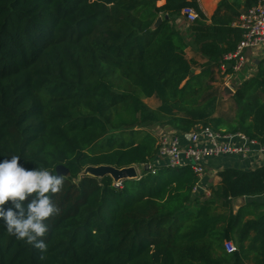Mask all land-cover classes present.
<instances>
[{
	"label": "trees",
	"instance_id": "16d2710c",
	"mask_svg": "<svg viewBox=\"0 0 264 264\" xmlns=\"http://www.w3.org/2000/svg\"><path fill=\"white\" fill-rule=\"evenodd\" d=\"M258 2L219 0L208 23L197 0H0V161L67 170L50 194L59 212L45 221L47 250L0 221V264H264V204L233 207L264 195V165L219 171L200 200L189 166L153 164L152 131L209 129L264 146V59L232 85L226 112L219 87L233 74L240 18ZM187 7L197 18L183 33ZM100 166L141 173L116 187L84 173Z\"/></svg>",
	"mask_w": 264,
	"mask_h": 264
},
{
	"label": "built area",
	"instance_id": "2783aa9c",
	"mask_svg": "<svg viewBox=\"0 0 264 264\" xmlns=\"http://www.w3.org/2000/svg\"><path fill=\"white\" fill-rule=\"evenodd\" d=\"M196 18L197 15L192 8H183L180 12V19L185 24L193 22ZM239 25L243 30L242 41L234 53L226 57L227 60H233V63L229 65L233 74L226 75L222 82L224 88H228L231 92L233 89L229 80L244 67V51L264 45V0H259L254 8L247 11L240 18ZM158 143L156 159L163 162L162 166L168 168L189 166L196 174L198 181L206 174L204 160L221 155L244 157L250 151L251 145H258L238 133L218 135L209 129H196L187 134H161ZM260 148L264 150V146ZM114 186H118V181ZM224 249L230 253L234 250V246L231 242H227L224 244Z\"/></svg>",
	"mask_w": 264,
	"mask_h": 264
},
{
	"label": "clouds",
	"instance_id": "9594fccd",
	"mask_svg": "<svg viewBox=\"0 0 264 264\" xmlns=\"http://www.w3.org/2000/svg\"><path fill=\"white\" fill-rule=\"evenodd\" d=\"M18 161L20 155L0 161V221L9 234L43 254L47 250L42 239L48 232L45 221L59 212L50 194L61 191L64 179L47 168L26 169ZM5 202L11 207L4 208Z\"/></svg>",
	"mask_w": 264,
	"mask_h": 264
},
{
	"label": "crops",
	"instance_id": "0c3cea01",
	"mask_svg": "<svg viewBox=\"0 0 264 264\" xmlns=\"http://www.w3.org/2000/svg\"><path fill=\"white\" fill-rule=\"evenodd\" d=\"M218 1L219 0H197V4L208 23L215 11ZM176 27L181 32L186 33L188 24L183 23V21L179 18L176 21ZM243 55L245 59V65L241 71L232 78L231 84L235 85L255 73L256 64L260 60L264 59V45L262 44L253 49H247L244 51ZM186 56L188 59L194 58L197 60V62H202L198 58L196 48L194 47H188L186 49ZM195 73H198L197 68L195 69ZM164 131L166 134L175 133L170 129ZM162 163V161L155 159L153 164L156 166H162ZM203 165L206 168V174L198 181L194 189L193 197L195 198H209L211 188L215 187L219 182L217 173L225 168H235L243 171H250L264 165V150L258 145H251L250 151L244 157L239 155H221L215 158L204 160ZM249 202L264 204V195L236 199L233 201L234 210H237L240 206H243Z\"/></svg>",
	"mask_w": 264,
	"mask_h": 264
},
{
	"label": "water",
	"instance_id": "95a60500",
	"mask_svg": "<svg viewBox=\"0 0 264 264\" xmlns=\"http://www.w3.org/2000/svg\"><path fill=\"white\" fill-rule=\"evenodd\" d=\"M160 18H158L155 22V25H159ZM225 93L233 94V92L229 91L228 88H224ZM229 95V96H230ZM55 174L66 176L67 170L62 166L58 165L54 168ZM87 174L97 179H101L104 176H109L114 181H120L125 179H134L136 178V173L134 167H128L123 169H116L110 166H100V167H91L85 170Z\"/></svg>",
	"mask_w": 264,
	"mask_h": 264
},
{
	"label": "rangeland",
	"instance_id": "374dc122",
	"mask_svg": "<svg viewBox=\"0 0 264 264\" xmlns=\"http://www.w3.org/2000/svg\"><path fill=\"white\" fill-rule=\"evenodd\" d=\"M238 74V73H237ZM235 74V75H237ZM234 75V76H235ZM224 78H222V80H219L221 83H220V88L222 89V98H223V106H222V111L226 112L227 111V108H228V96L230 95V93H225L224 91V86L222 85V82H223ZM231 80L232 78L229 80V83L231 84ZM233 85V84H231ZM144 102L146 103V105L148 107H150L151 109H154L156 106H157V102L153 99H149V100H144ZM164 130H168L167 128H162V127H157V128H153V133L154 134H157L158 136L161 135V134H165V131ZM134 170H135V173H136V177H138L141 173L140 169L137 168V167H134ZM84 173H87L84 171ZM116 181L113 180V183L115 184ZM200 200H203L205 199V197H198Z\"/></svg>",
	"mask_w": 264,
	"mask_h": 264
}]
</instances>
